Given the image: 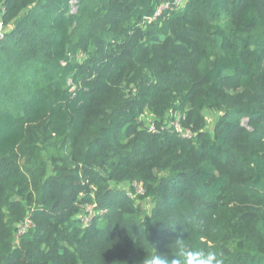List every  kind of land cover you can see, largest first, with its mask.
<instances>
[{
  "label": "trees",
  "instance_id": "trees-1",
  "mask_svg": "<svg viewBox=\"0 0 264 264\" xmlns=\"http://www.w3.org/2000/svg\"><path fill=\"white\" fill-rule=\"evenodd\" d=\"M0 4V264H264V0Z\"/></svg>",
  "mask_w": 264,
  "mask_h": 264
},
{
  "label": "clouds",
  "instance_id": "clouds-1",
  "mask_svg": "<svg viewBox=\"0 0 264 264\" xmlns=\"http://www.w3.org/2000/svg\"><path fill=\"white\" fill-rule=\"evenodd\" d=\"M176 251L177 255L172 256L151 245L150 252L144 255L140 264H221L214 253L194 251L184 242H177Z\"/></svg>",
  "mask_w": 264,
  "mask_h": 264
},
{
  "label": "built area",
  "instance_id": "built-area-1",
  "mask_svg": "<svg viewBox=\"0 0 264 264\" xmlns=\"http://www.w3.org/2000/svg\"><path fill=\"white\" fill-rule=\"evenodd\" d=\"M182 1L184 0H174V5H179ZM168 2H163L161 5H160V9L161 8H165L168 6ZM156 13H159V11H157ZM3 34H2V21H1V16H0V37H2ZM170 125L173 126L175 128L176 131H178L181 135L183 136H190L191 135V132L189 129H184L180 123H179V117L176 115V118L175 120L171 121L170 122ZM152 127V126H151ZM136 192L137 193H140V192H143V186L141 183L137 184L136 185ZM95 204H87L86 207H87V210H88V213L87 215H85V219L86 221H89V216L92 214L93 212V208H94ZM105 212V209L102 208L99 213L102 214ZM94 213V212H93ZM26 221V220H25ZM28 222L29 220H27L17 231V235L21 234L27 227H28Z\"/></svg>",
  "mask_w": 264,
  "mask_h": 264
},
{
  "label": "rangeland",
  "instance_id": "rangeland-1",
  "mask_svg": "<svg viewBox=\"0 0 264 264\" xmlns=\"http://www.w3.org/2000/svg\"><path fill=\"white\" fill-rule=\"evenodd\" d=\"M212 115V114H211ZM151 128V127H150ZM143 186V185H142ZM143 192H144V189H143ZM143 192H140V193H143ZM146 211H148V207L146 208Z\"/></svg>",
  "mask_w": 264,
  "mask_h": 264
},
{
  "label": "crops",
  "instance_id": "crops-1",
  "mask_svg": "<svg viewBox=\"0 0 264 264\" xmlns=\"http://www.w3.org/2000/svg\"><path fill=\"white\" fill-rule=\"evenodd\" d=\"M1 10H2V6H1V4H0V12H1Z\"/></svg>",
  "mask_w": 264,
  "mask_h": 264
}]
</instances>
